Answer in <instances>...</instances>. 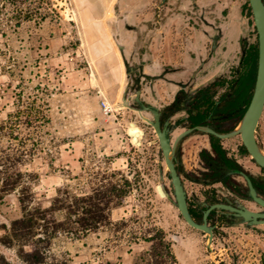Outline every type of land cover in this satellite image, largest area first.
Segmentation results:
<instances>
[{
  "label": "rangeland",
  "instance_id": "obj_1",
  "mask_svg": "<svg viewBox=\"0 0 264 264\" xmlns=\"http://www.w3.org/2000/svg\"><path fill=\"white\" fill-rule=\"evenodd\" d=\"M111 1L104 0L105 6ZM56 6L58 14L40 23L24 22L1 39L0 121L16 110L18 93L26 104L36 99L48 117L33 130L38 147L34 157L21 164L30 174L36 202L48 206L60 187L89 191L114 170L125 172L132 187L123 204L112 209L111 223L81 237L59 234L51 247L55 259L60 264H154L148 251L152 228L157 227L179 264H261L260 242L243 238L242 230H235L231 241L220 236L214 253L206 250L201 234L185 227L172 200L159 195L157 184L169 182L164 159L148 124L122 103L126 77L121 61L114 58L118 82L99 59V47L87 44L85 22L75 16L70 0H56ZM248 19L245 36L249 45L256 44L253 16ZM234 61L236 65L238 56ZM102 100L111 110L103 109ZM131 121L145 131L141 145L128 135ZM260 140L264 145V110ZM17 196L14 191L0 199V239L11 220L22 214ZM183 229L191 241L186 246L177 244ZM0 253L13 264H23L16 246L0 241Z\"/></svg>",
  "mask_w": 264,
  "mask_h": 264
},
{
  "label": "flooded vegetation",
  "instance_id": "obj_2",
  "mask_svg": "<svg viewBox=\"0 0 264 264\" xmlns=\"http://www.w3.org/2000/svg\"><path fill=\"white\" fill-rule=\"evenodd\" d=\"M166 1L160 0L161 4ZM249 7L248 1L245 7L248 15ZM202 13L203 10L194 8L190 19L194 22L200 21ZM159 17H156L157 24L161 22ZM214 37L218 40V35ZM214 37L211 42L213 51L217 48L216 40V48L213 49ZM249 46L246 36L243 35L240 49L236 54L238 56L236 65L234 63L236 56L222 61L219 59L220 55L212 54L209 59L195 68L178 69L165 66L155 75H147L143 72L141 64L125 60L128 74L124 99L121 100L141 117L138 111L141 105L134 100L136 91L141 90L140 99L146 106L152 108L142 111L148 114L146 117L150 120V122L144 121L156 137L164 159L152 123L156 121L153 109L159 112L160 127L166 130L171 147H174L172 160L186 192L189 212L196 222H206L213 227L212 239L209 241L206 231L190 225L179 211L185 227L198 231L203 238L205 249L211 253L215 252L214 244L221 237L231 241V238H236L234 231L242 230L243 238L249 239V236H252L255 237L251 239L252 241L260 242L262 246L260 260L261 264H264V223L249 224L238 216V210L244 208L264 212V207L250 197L249 185L243 176V173L249 176L258 195L264 198V168L248 152L240 134L219 137L211 131L195 128L206 126L217 132L227 133L239 124L253 92L248 86V71L243 68ZM214 56L218 64L222 63L221 67L215 70L206 68ZM159 80L164 82V88L158 86ZM144 84L147 86L146 89L142 86ZM189 129L192 130L182 135ZM255 135L257 143L264 150L263 142L260 140V119ZM163 169L169 181L165 183V189L170 193L166 198L174 203L173 184L165 159ZM188 185H193L191 191L187 189ZM216 204L230 205L233 209L223 206L213 207ZM186 235L187 232L183 229L178 242Z\"/></svg>",
  "mask_w": 264,
  "mask_h": 264
},
{
  "label": "trees",
  "instance_id": "obj_3",
  "mask_svg": "<svg viewBox=\"0 0 264 264\" xmlns=\"http://www.w3.org/2000/svg\"><path fill=\"white\" fill-rule=\"evenodd\" d=\"M249 10L252 15L250 7ZM54 14H58L56 0H0V42L24 22L40 23ZM4 53L0 48V56ZM257 57V43L251 44L243 63L244 70L248 71L250 91L254 88ZM36 101L26 104L18 93L16 110L0 121V199L17 191L22 212L5 227L0 241L6 246H16L23 264H60L51 253L53 240L61 233L81 237L111 223L112 209L123 204L132 182L125 172L114 170L100 178L89 191L77 193L60 187L48 206L36 202L27 178L30 174L21 168L38 150L33 130L48 120L43 108L35 105ZM152 230L148 254L153 263L179 264L163 230L157 227ZM0 264L13 263L0 253Z\"/></svg>",
  "mask_w": 264,
  "mask_h": 264
},
{
  "label": "crops",
  "instance_id": "obj_4",
  "mask_svg": "<svg viewBox=\"0 0 264 264\" xmlns=\"http://www.w3.org/2000/svg\"><path fill=\"white\" fill-rule=\"evenodd\" d=\"M70 2L75 16L85 22L87 44L99 47V59L111 67L118 82L119 75L115 65L109 63V56L121 61L125 77V60L141 64L147 75L158 74L165 66L191 69L212 54L220 55L222 61L235 57L249 25L245 9L248 0H167L164 4L160 0H112L109 6L104 0ZM194 8L203 10L200 21L190 19ZM157 16L161 19L159 24L155 22ZM215 35L218 40L213 51L211 42ZM215 56L206 68L221 67ZM157 84L165 87L162 80ZM190 242L187 234L177 244ZM188 252L194 255L192 247Z\"/></svg>",
  "mask_w": 264,
  "mask_h": 264
},
{
  "label": "water",
  "instance_id": "obj_5",
  "mask_svg": "<svg viewBox=\"0 0 264 264\" xmlns=\"http://www.w3.org/2000/svg\"><path fill=\"white\" fill-rule=\"evenodd\" d=\"M248 1L253 16L254 26L257 32V46H258L256 77H255L254 88L250 102L239 124L230 132L220 133L206 126H197L195 128L211 131L212 133L216 134L219 137H230L233 135L240 134L248 152L251 154L254 160L264 168V150L257 143L256 135H255L256 127L264 110V0H248ZM216 40L217 37H214L213 49L216 48ZM107 59L111 65H115V60L113 55L109 56ZM127 74L128 73L126 72V75ZM124 92L125 90L123 91V97H122L123 99H124ZM140 93L141 90L136 91V96L134 97V100L138 101L139 104L141 105V108H138L141 117L144 120L150 122L148 117L142 114V111H145L151 107L146 106L142 102V100L140 99ZM153 111H155L156 121L155 122L151 121V122L153 123L155 130L157 132L159 138V144L163 152L165 162L169 168V175L171 177V182L173 184L174 203L178 207L184 219L190 225L202 229L208 233L207 238L210 241L213 236V227L207 225L206 222L198 223L191 216L187 205L185 189L181 182L180 175L178 174L174 162L172 160L174 147H171L170 139L169 137H167L166 130H162L160 127L159 119H158L159 112L157 111V109H153ZM190 130L192 129L184 131L182 135L189 132ZM127 132L131 138L132 143H134L135 145H141L142 137L144 135V130L140 126H138L136 122L131 121L129 123V127H127ZM139 135H140V139H139ZM243 176L248 182L250 197L264 207V198L258 195L249 176L245 173H243ZM156 189L160 196L162 197L170 196V193L165 189L164 182L157 184ZM214 206H218V207L223 206L233 209L232 206L226 204H216L213 205V207ZM238 216H241L243 218V221H248L249 224L264 223V212H256L248 208H244L242 210H238Z\"/></svg>",
  "mask_w": 264,
  "mask_h": 264
},
{
  "label": "built area",
  "instance_id": "obj_6",
  "mask_svg": "<svg viewBox=\"0 0 264 264\" xmlns=\"http://www.w3.org/2000/svg\"><path fill=\"white\" fill-rule=\"evenodd\" d=\"M102 107L105 111L111 110V107L109 106V104L105 100H102Z\"/></svg>",
  "mask_w": 264,
  "mask_h": 264
},
{
  "label": "bare ground",
  "instance_id": "obj_7",
  "mask_svg": "<svg viewBox=\"0 0 264 264\" xmlns=\"http://www.w3.org/2000/svg\"><path fill=\"white\" fill-rule=\"evenodd\" d=\"M118 104H116V106H117ZM140 136V135H139Z\"/></svg>",
  "mask_w": 264,
  "mask_h": 264
}]
</instances>
